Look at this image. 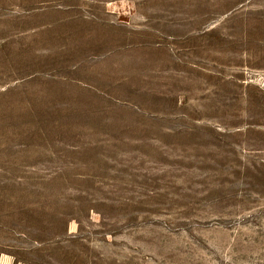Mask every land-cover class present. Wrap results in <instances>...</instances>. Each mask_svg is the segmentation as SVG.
<instances>
[{
	"label": "rangeland",
	"instance_id": "1",
	"mask_svg": "<svg viewBox=\"0 0 264 264\" xmlns=\"http://www.w3.org/2000/svg\"><path fill=\"white\" fill-rule=\"evenodd\" d=\"M0 264H264V0H0Z\"/></svg>",
	"mask_w": 264,
	"mask_h": 264
}]
</instances>
